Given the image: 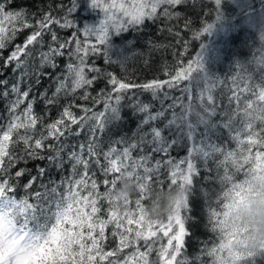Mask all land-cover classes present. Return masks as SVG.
<instances>
[{
  "label": "snow or ice",
  "instance_id": "1",
  "mask_svg": "<svg viewBox=\"0 0 264 264\" xmlns=\"http://www.w3.org/2000/svg\"><path fill=\"white\" fill-rule=\"evenodd\" d=\"M186 0H88L89 8L97 10L101 19L95 26L85 25L78 32L73 33L75 50L69 53L78 61L76 64L67 65L72 79L71 92L85 86H92L97 79L104 78L111 88L105 91L101 88L99 94L92 97L94 104H103V111H94L92 108L81 106L83 115L76 116L71 111L72 105L64 107L60 117L55 121L44 124L43 118L33 111V100H29V90L20 91L19 82L13 84L11 93L15 95L8 107V120L0 123V264H156L149 256L155 250L159 264H187L179 259L188 235L185 227L188 212L189 196L192 191L193 177L198 175V159L205 164L214 154L223 156L217 167H223L222 174L218 173L221 191L217 195L215 206L209 207V223L211 232L216 234L218 243L213 242L211 248H206L205 253L212 258V264H260L258 258L264 259V251L244 253L233 248L234 237L227 233L221 236V225L227 217L228 204L222 201V195H228V190L234 196H239L242 185L248 180L250 173L264 171V77L258 83H252V78H240L243 83H238L237 77H232L233 88L228 97L229 103L233 101L235 108L218 112L216 99L212 94V87L219 82V77L210 75L204 64L206 47L200 43V51L192 56L188 53L189 41L178 39L183 51L174 53L180 58L176 64L170 66L165 74L167 80L153 79L144 84H135L119 79L112 72H107L99 67L88 66L86 61L90 55H103L105 64H119L121 69L125 66L127 57L118 56L113 59L111 54L112 37L119 36L129 30H139L146 21L155 22L161 17L172 20L180 17V13L173 11ZM257 8L254 0H210L211 7L204 12L206 19L201 20L202 26L192 31L193 41L202 40L205 34L218 33L224 43L229 40V35L239 17H247L252 23L254 14H259L260 40L264 42V0H258ZM226 5L234 6L235 13L226 11ZM78 0H72L68 13L76 11ZM163 9L162 12L158 11ZM190 21H185L184 27L189 28ZM52 24L61 28L74 27L68 19H54L45 14L36 21V30L29 35L23 46L17 45L4 60V66L9 67L15 63L13 72L24 64L20 59L21 54L29 55L28 45L38 43L45 30ZM22 28L31 26L23 10L7 11L5 4L0 3V50L7 47ZM169 33L180 37V32L174 27H167ZM84 39H75L78 35ZM94 38V43L92 42ZM53 44L47 53H41V63H52V57L63 55V50L71 41L60 42L56 33L51 36ZM2 58V57H0ZM55 67V64H52ZM97 75L87 78L85 68ZM39 80V74H37ZM5 87L3 95L7 97V81H0ZM134 88H141L151 92L152 99H158L163 93V100H170L167 107L154 113L150 111L152 105L142 102L135 97L130 105L134 114H142L138 127L150 125L160 119H166L163 128L151 126L148 131L142 132L138 140L128 142L121 138L115 143L123 145L121 149L109 147L103 152L106 165H101L98 144L90 139L87 146L81 144L79 152L73 150L68 154L72 164L73 173L67 180V187L63 192H58L52 187L45 192L33 194L35 202H29L27 196L17 199L14 193L16 185L8 177L9 170L25 159H47L49 167L61 169L64 163L61 153L64 151L62 138L68 135H80L79 131L73 132V125L83 129L89 121L95 123L89 129L95 136L96 130H103L106 124L121 118V102L125 94ZM165 88L169 91H165ZM200 89L198 93L194 89ZM68 91V86L61 81L52 98L41 93L46 106L56 102V96L61 91ZM171 90H178L179 96H171ZM185 98L187 102H185ZM82 99H89L85 92ZM26 107L20 110V106ZM179 109V112L176 111ZM171 111V118L167 119L166 113ZM220 116L222 119L216 120ZM259 122L262 127L256 130L255 124ZM223 127L235 134L232 139L236 141V150H225L223 146L212 142L211 133L214 129ZM203 128V131L199 129ZM165 129L168 136L164 135ZM54 143H47L49 140ZM189 142L187 155L182 158L173 157L172 152L183 140ZM23 148L17 151L20 145ZM87 148L88 158L83 153ZM139 150V155L134 152ZM44 151L54 152L55 155L45 156ZM92 158H95L93 161ZM100 166L105 179L103 184L107 191H98V182L91 172V164ZM83 166V173L76 179V169ZM186 165V167H185ZM38 175L44 176L47 168L37 166ZM167 170V180L163 172ZM25 169L15 172L19 179L25 174ZM124 174L127 179L134 182L138 188L139 197L135 200V209L129 208L130 201H125L122 206L114 204L111 193L118 184L119 177ZM111 175V180L107 177ZM242 176V178H238ZM33 176L25 185L30 189L37 180ZM165 184L167 187L165 188ZM179 186L186 191V195L175 202L174 211L166 219L155 222H146L141 214L144 193L149 188L153 191H171ZM101 199L108 201L107 218L99 215L102 211L98 202ZM113 225L111 235L118 238L116 248L105 250L104 241L107 239L105 229ZM134 226V227H133ZM162 234V236L160 235ZM167 239V243H160L158 249L154 245L158 241ZM143 241V244H140ZM133 248L134 251L123 255L125 249ZM143 248L144 250H141Z\"/></svg>",
  "mask_w": 264,
  "mask_h": 264
},
{
  "label": "trees",
  "instance_id": "2",
  "mask_svg": "<svg viewBox=\"0 0 264 264\" xmlns=\"http://www.w3.org/2000/svg\"><path fill=\"white\" fill-rule=\"evenodd\" d=\"M0 3L5 4L7 11H20L23 10L26 21L31 25L27 28H22L17 31L14 38L7 43L5 49L0 50V81H7V89L9 95L5 97L3 95L5 87L0 85V123H6L8 120V107L12 100L15 99V95L11 93V87L13 84L19 82L20 91H30L28 97L29 100H33V111L43 118V123L48 124L60 117L64 107L72 105L71 111L76 116L83 115L81 106L92 108L94 111H103V104H94L92 97L99 94L101 88L105 91L110 90L111 86L107 85V81L104 78L97 79L92 86H85L83 88L76 89L73 93L70 91L72 85V79L74 77L69 75L67 65L69 63L76 64L78 61L74 56H70L69 53L75 50V40L73 39V33L78 32L79 29L85 25L95 26L101 19V16L97 10H93L88 6V0H78V7L76 11L69 14L68 8L72 6V0H0ZM259 7V3L255 4ZM211 7L210 0H186L182 5H178L173 11L179 12L180 17L172 20H166L161 17L155 22L146 21L139 30H129L128 32L121 33L119 36L112 37L111 54L113 59L118 56L127 57L125 66L123 69L119 64H105L102 53L96 55H90L86 63L88 66L99 67L104 71L112 72L119 79L126 80V82L135 84H144L153 79L167 80L168 76L165 74L166 70L176 64L180 58L174 53L183 51L182 46L177 43L178 39L189 41L188 53L192 56L195 52L200 51L199 45L203 43L206 47L204 53V64L206 71L213 76L219 77V82L212 87V94L216 99L218 105V112L228 111L236 107L235 102L229 103L228 97L231 95V89L233 88L232 77L238 78V83H243L240 78H252V83H258L261 78L264 77V42L260 40V25L258 21L253 19L252 23H248L247 17H239V23L235 20L232 21L235 27L229 35V40L224 43L218 33L205 34L202 40L193 41L192 31L189 29H199L202 24L201 20L206 19L204 12ZM158 11L162 12L163 9ZM226 11L229 13H235L234 6L226 5ZM51 15L54 19L59 18L61 20L68 19L72 21L74 27L61 28L57 24H52L49 30H45L42 37H38V43L28 45L29 55L24 56L21 54L20 59L24 61V64L16 72H13L15 63L9 67L4 66V60L10 55V53L16 48L17 45L23 46L27 37L36 30V21L42 19L43 15ZM258 15V13H255ZM185 21H190L189 28L184 27ZM167 27H174L180 32V37L177 38L174 34L169 33ZM56 33L60 42L71 41L68 47L63 50V55L52 57V63H41V53H47L49 46L58 47V44H53L51 36L52 33ZM75 39L83 40V35H78ZM94 43V38L93 41ZM55 64V67L52 66ZM39 74V80L37 77ZM85 75L91 79L92 76L97 75L94 72H89L87 67L85 68ZM63 81L68 86V91H61L56 96V102L52 105L46 106L45 100L41 98V93H44L48 98H52L59 86ZM165 91H169L165 88ZM196 93L200 89H194ZM85 92L89 93V99H82ZM171 96H179L178 90H171L169 92ZM136 99L149 103L152 105L150 111L153 113L161 108V100H163V93L159 94V98L153 100L151 92H145L141 88H134L125 94V99L121 102L120 112L121 118L119 120H113L106 124L103 130L97 129L95 136L89 130L95 123L89 121L83 129L79 125H73V132L79 131L80 135H68L66 134L62 138L64 145V151L61 153V157L64 160L61 169H57L55 166L49 167L47 159H25L20 161L11 168L8 173L10 181L16 185L13 195L17 199H21L25 196L29 198V202H35L33 194L37 191L45 192L52 187H56L58 192H63L67 187V180L72 175V164L74 161L68 160V154L75 150L79 152V146L87 143L90 139H94L98 144V151L100 152L99 160L101 165H106V161L103 157V152L108 151L109 147H117L121 149L123 145L115 143L121 140V138L132 142L138 140L142 132L149 130L151 126L164 127L166 119H160L156 122H152L150 125H145L142 128L138 127L140 120L143 119L142 114H134L133 109L130 107ZM185 102L187 99L185 98ZM171 103L170 100H163V107ZM27 105L22 104L20 110H23ZM179 112V109H176ZM167 119L171 118V111L166 113ZM216 120L222 119L220 116L215 118ZM262 125L257 121L255 124L256 130H259ZM203 131V128L199 129ZM235 134L233 131L230 133L227 129L220 127L214 129L211 133L212 142L224 147L225 150H236V141L232 139ZM164 135L168 136V130L165 129ZM47 143H54L51 139ZM189 142L185 139L177 145L172 152L173 157L182 158L187 155V147ZM23 148L21 144L17 151ZM45 156L55 155L54 152L44 151L42 153ZM85 158H88L87 148L83 153ZM134 155H139V150L134 152ZM94 161L95 158H92ZM223 160V156L220 154H214L208 159L207 164L202 159H198L197 167L199 169L198 175L193 177L192 191L189 196V208L188 212H182V215L187 216L185 221V227L188 235L185 237L184 248L179 259L185 260L187 264H212V258L208 257L205 253L206 248H211L213 242L218 243L216 240V234L212 233L209 223V207L215 206V199L221 191V186L218 178V173L222 174L223 167H217L219 162ZM37 166L47 168L44 176L38 175ZM186 167V165H185ZM20 169H25V174L19 178H15V172ZM76 179L79 178V174L83 173V166H78L76 169ZM91 172L95 173L94 179L98 182V191L104 193L107 188L103 184L105 176L103 175L99 165L94 162L91 164ZM37 176L36 182L30 189H25L24 185L33 177ZM113 177L109 175L107 179L111 180ZM163 178L167 180V170L163 172ZM242 178V176H238ZM119 185L117 184V187ZM167 184H165V188ZM139 197V192L134 197L130 198L129 208L135 209V200ZM147 201L143 200L142 204H146ZM102 211L99 215L103 218H107V209L109 207L108 201L101 199L98 202ZM166 219V218H165ZM113 225H109L105 229V235L107 239L104 241L105 250L116 248L118 244V238L111 235ZM134 227V226H133ZM162 236V234H160ZM160 243H167V239L158 241L154 245L155 249H158ZM143 241H140V245ZM141 250H144L141 248ZM133 248L125 249L121 254L123 259L124 254L133 252ZM151 261L159 264L156 251L154 250L149 256ZM260 264H264V259L258 258Z\"/></svg>",
  "mask_w": 264,
  "mask_h": 264
},
{
  "label": "clouds",
  "instance_id": "3",
  "mask_svg": "<svg viewBox=\"0 0 264 264\" xmlns=\"http://www.w3.org/2000/svg\"><path fill=\"white\" fill-rule=\"evenodd\" d=\"M118 187L111 193V198L117 206H122L138 192L134 182L122 174ZM239 196H234L231 190L228 195H222V201L228 204V212L221 225V236L224 233L234 237L233 248L244 253L264 251V171L250 173L248 180L242 185ZM186 191L179 186L171 191H153L149 188L144 193L141 214L146 222L165 219L174 211L175 202L183 198ZM225 264H228L227 258Z\"/></svg>",
  "mask_w": 264,
  "mask_h": 264
},
{
  "label": "rangeland",
  "instance_id": "4",
  "mask_svg": "<svg viewBox=\"0 0 264 264\" xmlns=\"http://www.w3.org/2000/svg\"><path fill=\"white\" fill-rule=\"evenodd\" d=\"M254 3H255V4L258 3V0H254ZM254 19H255L256 21H258V20H259V14H258V15H255V16H254Z\"/></svg>",
  "mask_w": 264,
  "mask_h": 264
}]
</instances>
